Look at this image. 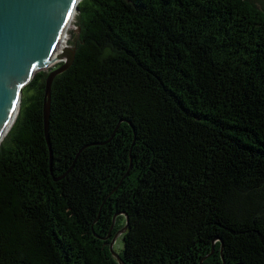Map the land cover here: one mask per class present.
I'll list each match as a JSON object with an SVG mask.
<instances>
[{
	"label": "trees",
	"instance_id": "1",
	"mask_svg": "<svg viewBox=\"0 0 264 264\" xmlns=\"http://www.w3.org/2000/svg\"><path fill=\"white\" fill-rule=\"evenodd\" d=\"M74 17L47 135L39 69L0 141V264H120L117 210L125 264H264V0Z\"/></svg>",
	"mask_w": 264,
	"mask_h": 264
},
{
	"label": "water",
	"instance_id": "2",
	"mask_svg": "<svg viewBox=\"0 0 264 264\" xmlns=\"http://www.w3.org/2000/svg\"><path fill=\"white\" fill-rule=\"evenodd\" d=\"M78 2L80 0H0V141L19 110L23 85L39 69L47 70L43 95L47 135L52 80L71 63L75 52L72 43L56 52L57 43L74 17ZM119 214L125 215L126 222L112 237L110 249L119 263L125 264L122 255L114 249V242L129 227L126 211L114 213L111 229ZM213 251L214 244L200 264ZM223 264H226L224 258Z\"/></svg>",
	"mask_w": 264,
	"mask_h": 264
},
{
	"label": "rangeland",
	"instance_id": "3",
	"mask_svg": "<svg viewBox=\"0 0 264 264\" xmlns=\"http://www.w3.org/2000/svg\"><path fill=\"white\" fill-rule=\"evenodd\" d=\"M75 17L73 18V20H72V24H71V26H70V28H69V31H68V35H67V37H66V43L68 44L69 42L71 43L72 42V39H73V35H74V33H75V28H76V24H75ZM64 43H65V41H64ZM49 68V67H48ZM119 222L120 223H124V217L123 216H121L120 218H119ZM124 246H125V242H124V236H123V234L122 233H120L118 236H117V238H116V240H115V242H114V249L117 251V252H122V250H123V248H124Z\"/></svg>",
	"mask_w": 264,
	"mask_h": 264
},
{
	"label": "bare ground",
	"instance_id": "4",
	"mask_svg": "<svg viewBox=\"0 0 264 264\" xmlns=\"http://www.w3.org/2000/svg\"><path fill=\"white\" fill-rule=\"evenodd\" d=\"M73 18L70 20V24L66 27L65 34L59 39V42L57 43V50H56V52L59 51L65 44H67L66 43V37L68 35V31H69V28H70V26L72 24L71 22H72ZM64 41H65V43H64Z\"/></svg>",
	"mask_w": 264,
	"mask_h": 264
},
{
	"label": "flooded vegetation",
	"instance_id": "5",
	"mask_svg": "<svg viewBox=\"0 0 264 264\" xmlns=\"http://www.w3.org/2000/svg\"><path fill=\"white\" fill-rule=\"evenodd\" d=\"M121 228V227H120Z\"/></svg>",
	"mask_w": 264,
	"mask_h": 264
}]
</instances>
